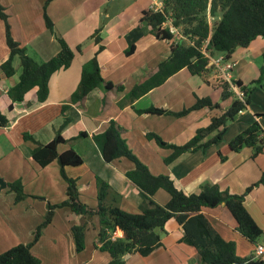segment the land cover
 Masks as SVG:
<instances>
[{
  "label": "crops",
  "instance_id": "0c3cea01",
  "mask_svg": "<svg viewBox=\"0 0 264 264\" xmlns=\"http://www.w3.org/2000/svg\"><path fill=\"white\" fill-rule=\"evenodd\" d=\"M46 1L0 0L13 38L32 58L47 62L55 57L61 48L58 37L75 53L71 66L50 78L49 95L43 103L37 98V88L28 92L23 102L13 104L9 98L8 91L19 83L21 75L18 58L14 60V76L7 77L0 70V110L9 118V124L0 128V178L7 184L5 189L0 188V254L19 244L32 243L50 212L48 206H57L68 199V182L58 162L39 166L32 156L36 144L26 141L24 134L47 145L60 131L66 143L59 147V152L72 149L83 159V165L64 170L67 178L76 181L81 202L97 208V178H100L117 194L122 210L140 213L143 197L126 176L135 169V164L126 157L106 162L94 139L105 133L112 122L129 149L153 175L169 176L185 194H200L205 186L217 185L232 195H246L245 207L264 236V184L246 194L264 177V153L253 158L251 148L233 152L229 147L237 135L255 122L264 130V82L250 94L247 109L228 125L219 143L185 152L167 163L173 150L162 148L152 135L170 145L184 146L194 139L199 129L209 127L214 118L227 114L238 99L231 89V96L222 99L221 81L225 79L213 65V60L221 55L211 58L209 66L212 68L203 75L194 76L183 69L163 85L134 98L132 90L157 73L159 65L170 57L173 43L184 39L191 44L172 23L170 27L179 38L174 32L171 41L157 39L145 26V36L136 43L135 53L127 57V36L141 25L143 11L153 9L162 1L127 0L124 9L112 14L107 6L113 7L116 0H52L46 12L55 34L46 26ZM96 38L101 39L100 46L104 47L101 51ZM78 47H81L80 52ZM95 56L104 80L123 88L107 90L100 86L91 91L82 104H73L71 99L83 73L93 72L91 62ZM9 57L6 25L0 18V66ZM230 60L234 64L231 83L241 81L248 86L256 81L264 63V38L258 37L248 48H238ZM198 98H210L220 104V108L194 110L182 117L143 112L155 108L180 113L193 107ZM17 181L23 186L21 200H17V193L9 188ZM154 199L164 206L171 196L160 189ZM202 214L225 241L235 243L240 258L255 256L256 245L264 243L260 238L259 243L253 244L241 234L224 203L216 208H204ZM74 226L85 227V249L81 252L76 249ZM99 226L97 216L89 218L68 208L57 209L42 228V236L32 252L42 264H109L110 254L99 249ZM115 236L124 238V233L118 230ZM184 236L183 226L171 219L161 234V248L147 257L139 253L127 255L124 264H199L197 249L184 242Z\"/></svg>",
  "mask_w": 264,
  "mask_h": 264
},
{
  "label": "trees",
  "instance_id": "16d2710c",
  "mask_svg": "<svg viewBox=\"0 0 264 264\" xmlns=\"http://www.w3.org/2000/svg\"><path fill=\"white\" fill-rule=\"evenodd\" d=\"M51 1H46L44 17L47 28L55 34L53 22L46 12ZM161 1L163 10L158 12L153 9L143 11L141 25L127 36L129 44L125 52L127 57L135 53L136 43L145 36V26L150 28V33L157 39L173 40L174 34L171 30L163 28L169 21L175 28L182 30L180 33L191 44H188L184 39L173 43L170 57L159 65L157 73L132 90L131 94L134 98H139L163 85L183 69H187L194 76L203 75L212 68L209 66L211 58L221 55L226 60H230L238 48H248L258 37L264 38V0ZM0 18L6 25V40L10 49V57L0 66V70L7 77H12L16 74L14 67L16 58L20 60L21 66L19 83L8 91L9 98L13 104L23 102L26 94L37 88L39 102H45L49 95L50 78L55 73L71 66L75 57L74 51L63 38L58 37L61 46L59 53L47 62H38L28 54L25 47L13 38L8 17L1 5ZM95 41L101 51L104 48L100 46L101 39L96 38ZM78 51H81V47H78ZM96 56L91 62L93 72L85 71L83 73L79 87L71 99L73 104H82L89 93L100 86H104L107 90L123 88L122 86L115 87L112 83L104 80ZM263 82L264 63L261 67L260 77L248 86H245L241 81H233L236 86L245 91L246 103L244 104L238 99L235 100L227 114L214 118L209 127L199 129L194 139L184 146L170 145L160 137L152 135L162 148L173 150V154L167 158V163L185 152L207 148L219 143L228 125L237 119L241 111L247 109L250 94ZM221 86L222 99L225 100L231 96V85L227 81H221ZM12 107L13 105H11ZM204 108L219 109L220 104L214 103L210 98H198L193 107L180 113L155 108L143 112L182 117L194 110ZM8 124L9 118L0 110V128L6 127ZM24 139L36 144L32 150V156L39 166L46 167L54 161L60 165L62 175L69 183L68 199L62 203V206L69 207L77 215L99 218V249L110 254L109 264H124V257L133 253L147 257L161 248L163 246L161 234L165 232V225L171 219H176L183 226L185 230L183 241L197 249L199 264H264V259H256L255 256L238 257L235 243L225 241L202 214L204 208H216L224 203L237 221L240 233L253 244H257L263 236V230L245 207L246 195H232L228 191H222L217 185L205 186L200 194H185L175 186L169 176H155L150 172L148 167L129 149L114 122L110 123L105 133L95 136L94 139L106 162L111 163L118 158L126 157L135 164V169L128 172L126 176L137 186L143 197L140 213L137 214L122 210L117 194L109 184L100 178H97V208L92 209L81 202L76 181L67 178L64 170L69 166L83 165V159L72 149L63 153L59 152V147L66 143L60 131L56 138L47 145L36 142L29 134H24ZM229 147L233 152L251 148L253 158L263 154L264 130L262 126L258 122L253 123L237 135L230 142ZM222 160L225 158L223 157ZM262 184H264V177L249 188L246 194ZM9 188L17 193V200L23 198V186L20 181L10 184ZM160 189L165 190L171 196L167 205H160L154 199ZM51 219L52 213H49L43 226L36 232L32 243L19 244L0 254V264H42V261L33 254L32 248L41 238L42 228ZM72 230L76 249L81 252L85 249V227L74 226ZM118 230L124 233V238L113 240L111 234Z\"/></svg>",
  "mask_w": 264,
  "mask_h": 264
},
{
  "label": "built area",
  "instance_id": "2783aa9c",
  "mask_svg": "<svg viewBox=\"0 0 264 264\" xmlns=\"http://www.w3.org/2000/svg\"><path fill=\"white\" fill-rule=\"evenodd\" d=\"M153 10L158 12L163 10V5L156 4L153 6ZM171 29V28H170ZM171 32L174 33V29H171ZM213 65L217 69L218 73H220L225 81L230 83V89L235 92L238 100H240L242 103H246V93L241 88L236 86L233 82L231 83V73L234 68V64L231 62V60H226L224 56H220L213 60ZM241 111L240 113H242ZM254 255L256 259H264V243L258 244L255 247Z\"/></svg>",
  "mask_w": 264,
  "mask_h": 264
},
{
  "label": "rangeland",
  "instance_id": "374dc122",
  "mask_svg": "<svg viewBox=\"0 0 264 264\" xmlns=\"http://www.w3.org/2000/svg\"><path fill=\"white\" fill-rule=\"evenodd\" d=\"M127 3V0H116V2L114 3V5H113V7H109V6H107V10L109 9V11H110V13H112V14H115V13H117V12H119L120 10H122V9H124L125 8V4ZM168 24H165L164 26H163V28L164 27H166L167 29H170L171 27H170V24L169 23H172L171 21H169V22H167ZM148 29V28H147ZM178 31H179V33L182 31L181 29H179L178 28ZM174 32L176 33V31L174 30ZM177 34V36H178V38H179V35H178V33H176ZM18 62L20 63V60L18 59ZM20 68H21V66H20ZM19 68V69H20ZM21 70V69H20ZM223 81V80H222ZM68 186H69V183H68ZM69 188V187H68ZM62 208H68V209H70L69 207H67V206H62V204L60 203L59 205H57V206H54V207H52L51 205H49L48 206V210L50 211L49 213H52L51 212V209H52V211H53V213H52V217H54V212H55V210H57V209H62ZM91 218H93V216H91ZM112 235V239L113 240H116V239H118V237H116L115 236V232L113 233V234H111ZM260 240H264V236L263 237H261V239ZM258 243H259V241H258Z\"/></svg>",
  "mask_w": 264,
  "mask_h": 264
},
{
  "label": "water",
  "instance_id": "95a60500",
  "mask_svg": "<svg viewBox=\"0 0 264 264\" xmlns=\"http://www.w3.org/2000/svg\"><path fill=\"white\" fill-rule=\"evenodd\" d=\"M6 187H7L6 182L3 179L0 178V188L1 189H5Z\"/></svg>",
  "mask_w": 264,
  "mask_h": 264
}]
</instances>
